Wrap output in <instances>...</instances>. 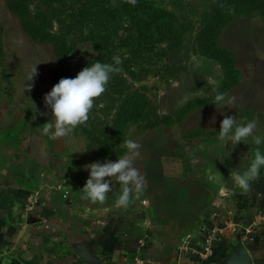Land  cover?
<instances>
[{"label": "rangeland", "instance_id": "374dc122", "mask_svg": "<svg viewBox=\"0 0 264 264\" xmlns=\"http://www.w3.org/2000/svg\"><path fill=\"white\" fill-rule=\"evenodd\" d=\"M203 1L181 0L182 8L179 9L169 0H148L170 12L173 18L179 15L182 23H177L176 29L182 31L186 26L188 34L185 32V35L191 33L192 36L184 38L181 50L174 56L162 55L160 50H156L149 53L147 59L143 58L146 64L137 66L135 76L131 77L129 71L123 73L133 87L145 86L148 100L161 113H174L192 98L212 96L216 89L219 91L220 86H224V81L226 85L219 92L235 98L232 105L222 109L214 104L205 108L196 107L183 114L180 120L156 128L143 129L132 116L123 126V142L133 139L141 145L140 155L134 164L145 180L142 192L133 193L128 205L139 199L149 200L148 218L161 231H168L165 233L181 240L183 243L179 248L187 244L188 237L194 239L201 235L199 223L203 221L211 202L206 199L208 193H218L220 182L233 185L231 173L237 168L231 165L229 169L225 167L230 161L227 153L231 152L232 158L243 145L252 152L251 160L257 148L264 153V143L256 145L252 137L246 144L241 142L236 146H232L230 141L225 145L218 139L224 115L235 116L238 123L256 121L255 135L264 137V6L256 2L224 6L222 12L226 19L209 36L210 41L216 44L215 48L223 53L221 59L225 64L222 66L216 58L206 57L196 49L197 11L205 6ZM81 3L76 2V5ZM70 5L60 7L62 14L68 18H71ZM86 9L83 14L80 9L73 16L81 24L76 31L79 41L90 33L86 28V14L90 11ZM98 13L102 18L95 35L98 47L103 45V39L109 32L126 33L127 14L114 10ZM185 14L187 19L194 20L189 26L181 17ZM0 40V164L6 162L10 168L14 167V163L19 165L14 158L25 160L19 150L27 149L36 157L34 159L48 160L50 166H54L53 174L58 179L69 180L71 177L78 194L75 198L78 208L90 206L84 205L91 202L83 198L82 188L89 177V171L84 166L96 161L102 164L106 160L115 162L127 154V149L119 156L106 158V151L78 128L69 136L58 139L45 135L44 123L52 120L51 111L44 104L45 94L54 86L50 78L54 61L52 45L33 42L20 28L18 19L7 9L5 0H0ZM160 43L166 45L164 40ZM207 43L210 45L209 41ZM77 44L82 45L81 42ZM88 53L76 54V57L86 60ZM34 66L38 75L34 77L31 91H28L26 84L30 82L27 78ZM213 160L221 165L212 166L210 163ZM32 167H37V164ZM213 173L215 178L210 181L208 177ZM112 187V192L107 194L103 203V211L116 204L120 195V185L115 179Z\"/></svg>", "mask_w": 264, "mask_h": 264}, {"label": "crops", "instance_id": "0c3cea01", "mask_svg": "<svg viewBox=\"0 0 264 264\" xmlns=\"http://www.w3.org/2000/svg\"><path fill=\"white\" fill-rule=\"evenodd\" d=\"M19 151L25 158H14L19 165L0 164V264H130L136 259L144 264H264V167L247 192L232 181L208 193L201 235L188 237L187 249L181 250V240L148 218L149 200L111 204L108 211L99 202L78 208L70 176L58 179L48 160ZM251 154L243 145L232 158L227 153L225 167L243 173ZM208 178L213 181L214 173ZM139 238L145 240L141 249Z\"/></svg>", "mask_w": 264, "mask_h": 264}, {"label": "trees", "instance_id": "16d2710c", "mask_svg": "<svg viewBox=\"0 0 264 264\" xmlns=\"http://www.w3.org/2000/svg\"><path fill=\"white\" fill-rule=\"evenodd\" d=\"M170 4L182 8L181 0H169ZM76 2H82L76 5ZM205 6L199 9L198 27L194 35L197 42L196 49L204 56L216 58L224 66L221 59L222 52L215 48L209 39L210 33L220 26L226 19L222 12L225 5L246 4L256 2L264 6V0H204ZM7 9L18 19L22 31L35 43L52 45L54 61L51 67L50 78L55 85L61 78H75L76 73L84 67L91 66L95 61L113 63V57L119 56L122 71L114 73L106 86V91L94 102V107L89 113L88 121L77 128L83 131L91 141L106 151V158L116 157L126 151L122 139L123 126L129 121L130 116L143 129H152L158 126L180 120L183 114L196 107L205 108L214 104L216 92L222 91L224 86L214 94L199 96L190 99L185 106L174 113H161L156 106L148 100L145 86L133 87L123 76L129 71L130 76H135L137 66L145 65L143 58L147 59L149 53L160 50L162 55L174 56L181 49L182 41L187 36L186 26L182 31L176 29L177 23H182L179 15L173 18L167 10L154 6L148 0H5ZM70 5L71 18L62 14L60 7ZM87 7L86 28L90 33L81 41L76 39L77 27L81 28L79 21L73 16ZM100 10L121 11L127 14V24L124 32H109L100 47L95 41L96 28L102 20ZM185 25H191L186 14L181 16ZM192 28V26H191ZM188 34V33H187ZM164 40L166 45L160 42ZM209 41L210 45L207 42ZM81 42L82 45L77 43ZM90 45L92 48L90 49ZM84 49V51H80ZM78 52V53H77ZM88 53V58L77 59L76 54ZM86 52V53H85ZM219 53V54H217ZM2 55V41L0 40V57ZM142 58V60H141ZM170 58V57H168ZM84 60V61H83ZM76 61V62H75ZM75 62V63H74ZM2 69V60L0 61ZM3 69L6 70L3 66ZM138 78V77H137ZM109 91L111 93H109ZM174 116H176L174 118Z\"/></svg>", "mask_w": 264, "mask_h": 264}, {"label": "clouds", "instance_id": "9594fccd", "mask_svg": "<svg viewBox=\"0 0 264 264\" xmlns=\"http://www.w3.org/2000/svg\"><path fill=\"white\" fill-rule=\"evenodd\" d=\"M131 2L134 4L135 0ZM112 59L113 63L95 61L91 66L79 71L75 78H61L51 91L45 94V107L52 114L51 122L44 123L45 135H50L52 139L66 137L88 121L94 102L106 91L111 75L122 71L119 66L122 64L121 58L114 56ZM36 66L31 69L27 78V82H30L26 84L28 91H31L34 77L38 75ZM234 101V97L224 92H216L214 97V105H220V109L232 105ZM256 128L257 123L254 120L238 123L235 116L224 115L220 123L218 139L225 145L230 141L232 146H236L241 142L246 144L249 137H252L254 143L260 145L264 143V137L255 135ZM124 146L127 154L117 161L106 160L103 164L96 161L84 166L89 171V177L82 188L84 199L94 204L97 202L103 204L107 194L113 190V179L118 182L121 189L116 201L117 206H127L133 193L142 192L145 180L134 164L135 159L140 155L141 145L133 139H127L124 141ZM262 167H264V153L257 148L247 170L243 173L232 172L231 178L237 187L247 192L250 190L251 182L259 179Z\"/></svg>", "mask_w": 264, "mask_h": 264}, {"label": "built area", "instance_id": "2783aa9c", "mask_svg": "<svg viewBox=\"0 0 264 264\" xmlns=\"http://www.w3.org/2000/svg\"><path fill=\"white\" fill-rule=\"evenodd\" d=\"M210 242H211V238H209V237H207V239H206V245H205V247H204V252L205 253H208V250L210 249ZM144 244H145V240L143 239V238H139L138 239V249H141V247H143L144 246ZM186 247H188V245H183L182 247H180L179 249H183V250H185V249H187ZM130 264H144V261L143 260H138V259H136L135 261H133V262H131Z\"/></svg>", "mask_w": 264, "mask_h": 264}]
</instances>
